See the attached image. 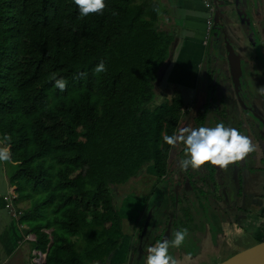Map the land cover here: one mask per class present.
<instances>
[{
    "label": "trees",
    "instance_id": "obj_1",
    "mask_svg": "<svg viewBox=\"0 0 264 264\" xmlns=\"http://www.w3.org/2000/svg\"><path fill=\"white\" fill-rule=\"evenodd\" d=\"M160 8L158 0H105L101 13L80 17L72 0H0V140L9 137L2 144L15 168L17 197L24 193L33 202L21 218L35 234L33 249L46 254L42 264L106 262L123 237L115 189L151 164L161 178L172 175L171 154L181 147L183 156L182 143L161 140L178 132L189 114L182 94L150 106L173 42ZM217 50H206L208 88L193 127L232 120L223 91L229 66ZM100 61L105 71L94 73ZM239 63L241 86L231 83L245 109L249 65ZM53 77L66 80L63 91ZM252 144L250 155L259 158L264 135L256 131ZM185 174L194 194L172 198L165 221L178 223L181 212L193 224V212L203 211L216 223L226 171L205 163Z\"/></svg>",
    "mask_w": 264,
    "mask_h": 264
},
{
    "label": "rangeland",
    "instance_id": "obj_2",
    "mask_svg": "<svg viewBox=\"0 0 264 264\" xmlns=\"http://www.w3.org/2000/svg\"><path fill=\"white\" fill-rule=\"evenodd\" d=\"M158 1L160 2L162 8V10L160 8V18L162 21V25L165 27L166 25L168 26V24L170 25L171 21L167 22L166 15L163 12V3L161 0ZM214 11L215 9L213 10V16L216 18L214 22L215 27L213 28V30H209L204 46H206L205 48L208 51H214V49H218V56L226 64H228V55L230 54V52L235 53L239 61L245 60L248 63L249 67L247 69V72H249L251 76V82L256 93L255 103L261 106L259 108L262 116L252 108L243 110L240 107V102L236 101L235 99V91L231 84V75L229 71L223 76V79L227 80L224 90L229 93L230 96L229 110L227 111V113L228 115L232 116V120L229 126L239 128L241 131L247 134L251 140L253 139V135L249 126L246 125L245 119L247 116L245 114H252L253 118L256 119L259 124L260 122H262L264 126V95H260L258 92H256L257 87L264 86V0H227L226 4L223 5L219 12ZM178 57L179 56L176 55L175 63L178 61ZM254 63H256L257 66L256 69L252 71V66ZM200 67H202L201 75H203L204 77L206 70L204 61L202 62V65H200ZM203 77H201L200 82L198 83L197 81L196 86L193 87L189 84L192 83V78H190V82H183V84L181 83V86L178 83L171 82L167 85L163 92H160V90H163V88L161 84H159L158 89L156 88V92H159H157V98H155V100L150 105L151 108L157 107L158 105L169 104L174 92L182 94V96L187 99V102L191 101L192 97L194 96L196 98L193 103L194 109L190 110V114L184 117L181 123V128L193 127V115L197 114V111H199V108H201L202 103L206 99L208 81H206L207 77H205V80ZM238 121L240 122V125L236 126V122ZM215 124L216 123L212 120L210 126H214ZM2 146L4 145L2 144ZM178 149L180 150L181 147H179ZM260 156L261 155H259V159ZM173 160L175 165H179V157L174 158ZM246 164L247 165L242 170L240 179L239 177L235 178V176L232 175L233 172H230L227 176L228 189H223V195L226 201L229 202V204L224 205L223 203H219L218 205V203H215L220 216L224 220L225 229L223 228V236L226 239L225 246H229L228 248L232 247L233 249H237L238 251L247 248L251 243H254L253 238L262 236L264 234V162H259L251 159ZM228 166L230 169L235 168L233 163L229 164ZM174 168L175 166L173 167V169ZM219 169L220 171L223 170V168L220 167ZM10 170L12 175V173H14L15 171L14 165L12 163ZM151 172L152 169L148 167L144 173H139L135 177L131 178L126 184L117 187V192L125 193L127 196L129 195L131 197L137 196L139 198H142L143 202H148L150 199H152L150 197H153V199L151 200L152 205L150 206V208L155 206V204H157L158 206L163 203H165L167 206V197L164 198V196L161 195L158 191L161 190V193L167 194V196L170 198L177 197V195L175 196L174 194L176 192H179L183 186L181 181L182 176H180L178 180H171L172 178L158 179L153 175V173L151 174ZM167 183L169 184V192H167ZM238 189L241 193H238ZM170 190H172V193L170 192ZM187 193V196L192 195V192L190 190ZM258 195L262 199L260 197L256 198V196ZM244 196L247 197L246 203H244ZM251 198H254L253 201L256 204H253L251 202ZM15 201L17 205H26V208L33 205V202L31 203L24 193L20 199L17 197ZM136 201L138 203L141 202V200ZM118 202L117 210L122 217V226L124 224L126 230L132 226H137L138 228L145 222L144 219L140 218L139 222L137 223L138 218H136V212L131 206L126 210L125 208L122 209L124 210V212L120 211L121 201L119 200ZM132 203L136 204L135 201H132ZM168 209L170 211L171 205H169ZM167 212H165V214H167ZM175 214H178L177 209ZM198 214L202 217L201 223L198 226L195 224H191L192 221L189 218L187 219L188 222L186 223L188 228L192 225L194 232H201L205 231L207 229V226H212V233L214 235L217 234L218 231H220L218 223H211L210 214H208L207 212L203 213V211H199ZM244 216L245 219L243 220ZM162 219L163 213L160 215L159 220H161V222L158 224L157 229L154 233L157 236L155 240L163 239L166 232H169L170 235V233H172L174 230L183 227L179 226L180 223H177L175 219H170L167 223L168 227H166V224L163 223ZM214 220L216 221L215 218ZM21 222L26 223V220L21 218ZM215 225L217 227H215ZM247 226H249L250 229H244ZM50 231L51 230H47V232ZM196 235L199 236V233H196ZM195 237L196 236L190 235L186 237L188 241L190 240V243L186 246L184 251H186L187 254H191V258H194L196 255V251L199 250L198 245H195L194 242L196 240ZM216 249L217 247L212 245L211 248L209 247L206 252L216 255ZM35 251L36 249L32 250V257L30 261L27 260V264H38L37 262H40V260H42L38 255H35ZM170 252L174 256L178 264L179 258L177 252H175V248H171ZM14 257H19L18 253ZM201 258L203 257H198L197 260L201 261ZM18 259L19 258H17V261L15 259L12 260H14L15 263L23 264V260L18 262ZM187 263H189V261H187ZM189 264H191V261Z\"/></svg>",
    "mask_w": 264,
    "mask_h": 264
},
{
    "label": "crops",
    "instance_id": "obj_3",
    "mask_svg": "<svg viewBox=\"0 0 264 264\" xmlns=\"http://www.w3.org/2000/svg\"><path fill=\"white\" fill-rule=\"evenodd\" d=\"M163 3V12L166 15L167 22L171 21V24L168 26L166 25L164 28L167 29V33L173 36V42L170 47V55L169 59L165 63V65L160 69L158 74V79L155 82V88L158 89L159 84H161L163 92L167 85L171 82L178 83L181 86V83L190 82V78H192V83H189L192 87L196 86V82H200L201 77V68L202 62L204 61V57L206 54V46L205 41L207 40V35L209 30H213L215 27V17L213 16V10L219 12L224 4H226L227 0H161ZM223 2V3H221ZM214 11V12H215ZM235 54V53H234ZM176 55H178V61L175 63ZM237 56V55H235ZM205 76L203 77L205 80ZM207 79V78H206ZM199 85V84H198ZM196 94V93H195ZM184 102L186 103V108L189 110L194 109L193 103L196 98L193 96L191 101L187 102V99L183 96ZM189 110V114H190ZM192 113V112H191ZM188 114V115H189ZM0 147L2 143H0ZM177 154V156H176ZM173 155L175 158L178 157V150L173 151ZM180 158V157H179ZM175 171L172 175L164 176L162 178H169L171 180H178L180 176H182V190L180 189L179 192H176L174 195L177 197L179 195H184L187 198H191L188 195V191L194 194V189L191 186V181L186 179L188 177L185 174L186 171H182L179 165H175ZM246 166L244 163L242 168ZM149 168L152 169L151 174L156 178H160V175L155 170L153 165H149ZM147 167V168H148ZM219 167V166H218ZM11 164L9 162H2L0 163V264H18L15 263V259L18 262L23 260V264H27V260L30 261L32 257V242L35 240V234L29 232V227L25 222H21V216L25 212L26 205H17L16 199L14 200L15 212H13L7 204L9 203V199H12L11 192H14L16 186L11 182ZM144 169L142 172L144 173L146 170ZM177 172V173H176ZM177 174V175H175ZM174 175V176H173ZM241 175V174H240ZM161 181V180H160ZM161 185V184H160ZM168 183H167V192L168 190ZM15 189V190H14ZM172 190H170L171 192ZM16 192V191H15ZM161 195V190L158 191ZM172 193V192H171ZM239 193V192H238ZM190 195V196H192ZM119 197V198H118ZM167 197V206L165 203L160 204L157 206L151 207L152 205L151 200L153 197H150L148 202H143L142 198L137 196H127L125 193L117 192L115 189L114 191V199H115V207L117 209L118 204L117 202L120 200V211L125 208L129 209L130 206L136 212V218L146 220L148 213L152 211V217L155 222L160 223L159 220L160 215L163 213L164 222L165 219V212L168 211L169 205L172 203V197H168L167 194L164 195V198ZM260 196H256V198ZM261 198V197H260ZM254 199V198H253ZM253 199L251 198V202L256 204ZM13 200V199H12ZM136 200H141L138 203ZM244 203L247 201V197L244 196ZM135 201V203H132ZM155 201V200H154ZM119 203V202H118ZM154 205V204H153ZM197 206V205H196ZM17 207V208H16ZM167 208V209H166ZM199 208L197 207V210ZM18 210L21 214L18 213ZM162 212V213H161ZM218 212V210H217ZM161 213V214H160ZM168 213V212H167ZM168 215V214H167ZM138 216V217H137ZM192 218V216H191ZM193 218L195 225H199L202 221V217L197 214V212H193ZM245 216L243 217V220ZM187 221V217L183 213L178 214V222L180 223L179 226H182L184 222ZM211 223L213 222L210 219ZM168 222V220H167ZM215 222V221H214ZM136 223V224H137ZM220 228L217 234L212 233V226H207L205 231L197 232L192 231L189 232L188 228V236H196L195 237V245H198L199 250L196 251V255L194 258H191V254H187L184 249L190 243V240H185L184 244H182L179 248H175V252L178 254V264H218L225 260L226 258L232 256L236 252L237 249H233L232 247L228 248L225 246L226 239L224 238V220L220 216V213H217V222ZM143 224L140 225V228L137 229V226L129 227L127 230L123 224V237L119 247L110 255L109 259H107L104 263L99 264H142L141 257L145 255L144 247L147 244L155 242L156 235L154 232L148 234L147 231H143ZM156 225V223H155ZM223 225V226H222ZM243 225V224H242ZM185 227V226H183ZM215 227H217L215 225ZM244 228V227H243ZM142 229V230H141ZM225 229V228H224ZM244 229H250L249 226L245 227ZM227 231V230H226ZM199 233V236L196 235ZM155 235V236H154ZM142 239V240H141ZM254 243H251L248 247L264 241V234L262 236H257L253 238ZM214 245L217 247L216 255L209 254L206 252L209 247ZM247 247V248H248ZM171 249V248H170ZM245 249V248H244ZM237 250V251H236ZM243 250V249H242ZM37 251V250H36ZM184 251V253H183ZM241 251V250H240ZM18 253L19 257H14ZM43 253V252H42ZM45 254V253H44ZM46 255V254H45ZM198 257L201 258V261H198ZM26 260V261H25ZM189 261V263H187Z\"/></svg>",
    "mask_w": 264,
    "mask_h": 264
},
{
    "label": "clouds",
    "instance_id": "obj_4",
    "mask_svg": "<svg viewBox=\"0 0 264 264\" xmlns=\"http://www.w3.org/2000/svg\"><path fill=\"white\" fill-rule=\"evenodd\" d=\"M72 3L76 5L80 17L88 16L90 13H101L105 9V0H72ZM112 15L115 16L117 13L113 11ZM93 71L94 73L105 71L104 62H98ZM53 84L63 91L66 80L63 77H53ZM256 92L264 95V86L257 87ZM7 140L9 137L5 134L0 143ZM161 140L163 144L172 147L177 143L183 144V156L179 161L182 171H187L189 168L198 169L205 163L224 168L233 162L241 161L254 150L247 134L223 122H217L214 126L184 127L170 135H162ZM2 162H12L8 146L0 147V163ZM15 199L12 200L13 206H16ZM18 213L21 214L19 210ZM187 236L188 229L180 227L170 233L169 238L157 239L145 245L146 254L141 257L142 264H177L170 248H179L184 244Z\"/></svg>",
    "mask_w": 264,
    "mask_h": 264
},
{
    "label": "water",
    "instance_id": "obj_5",
    "mask_svg": "<svg viewBox=\"0 0 264 264\" xmlns=\"http://www.w3.org/2000/svg\"><path fill=\"white\" fill-rule=\"evenodd\" d=\"M228 66L234 86L236 89H239V87L241 86V79H242L240 63L237 57L235 56V54L234 53L232 54V52H230V54L228 55ZM234 176L235 178L238 177L237 172H235ZM164 195L165 194H163V196ZM154 222L155 221L153 220L152 217V211H150L145 220L143 231H147ZM157 226L158 225L156 224V229ZM166 238H169V232L165 233V237L163 239ZM218 264H264V241L256 243L241 251H238Z\"/></svg>",
    "mask_w": 264,
    "mask_h": 264
},
{
    "label": "flooded vegetation",
    "instance_id": "obj_6",
    "mask_svg": "<svg viewBox=\"0 0 264 264\" xmlns=\"http://www.w3.org/2000/svg\"><path fill=\"white\" fill-rule=\"evenodd\" d=\"M249 77V78H248ZM247 78H248V82L247 83H245V88H246V91H247V93H246V97L248 98V100H249V104L245 107V110L246 109H253L254 111H256V112H258L261 116H262V113H261V111H260V108L259 107H261L260 105H258L257 103H255V99H256V93H255V91H254V87H253V84H252V82H251V76H247ZM232 84V83H231ZM248 84V85H247ZM225 87V86H224ZM232 87H233V89H234V86H233V84H232ZM223 91H224V93H227L225 90H224V88H223ZM236 94V93H235ZM245 97V96H244ZM235 99H236V97H235ZM236 101H238V100H236ZM240 102V101H239ZM244 110V109H243ZM247 117H246V125H248L249 126V128H250V130H251V133H252V135H253V139H251V142L253 143V142H255L256 141V131H259L260 132V134L261 135H264V126H263V123L262 122H260V124H259V122H257L256 121V119H254L253 118V115L252 114H250V113H248V114H245ZM262 150H261V156H260V159L259 158H255L253 155H250V154H252V152H250L249 153V155H247L248 156V158H247V160H246V162L245 163H247L248 161H250L251 159L252 160H255V161H259V162H264V148H261ZM244 164V163H243ZM233 165L235 166V168L234 169H230L229 168V166H226V167H224L223 168V171H226V174H227V176H228V174L230 173V172H233V174L232 175H234L235 174V172H237V176L239 177V179H240V174H242V170H243V168L242 167H240V166H236L235 164H234V162H233ZM247 165V164H246ZM222 172V171H221ZM225 182H224V186H222V189L219 191V194H220V196H221V200L218 202V205H219V203L221 204V203H223L224 205H226V204H229V202L228 201H226V199L224 198V195H223V189H225V190H227L228 189V181H227V177H226V180H224ZM238 192L239 193H241L240 191H239V189H238ZM262 199V198H261ZM217 210H218V208H217ZM145 223V222H144ZM144 223H143V225H142V227L144 226ZM155 223L156 222H154L152 225H151V227L148 229V234H151L152 232H154L155 230H156V225H155ZM164 224H166V227H168V222L167 221H164L163 222ZM157 225H158V223H156ZM140 228V226L137 228V229H139ZM142 230V229H141Z\"/></svg>",
    "mask_w": 264,
    "mask_h": 264
},
{
    "label": "built area",
    "instance_id": "obj_7",
    "mask_svg": "<svg viewBox=\"0 0 264 264\" xmlns=\"http://www.w3.org/2000/svg\"><path fill=\"white\" fill-rule=\"evenodd\" d=\"M11 196H12V199L15 198V193L14 192H11ZM12 199H9V203L7 204V206L13 211L15 212V209H14V206L12 204ZM35 255H38L40 257V262H37L38 264H42L44 261H45V258H46V255L40 251H35ZM45 255V256H44Z\"/></svg>",
    "mask_w": 264,
    "mask_h": 264
}]
</instances>
